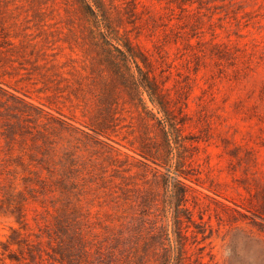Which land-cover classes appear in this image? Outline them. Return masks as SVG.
<instances>
[{
  "label": "rangeland",
  "instance_id": "obj_1",
  "mask_svg": "<svg viewBox=\"0 0 264 264\" xmlns=\"http://www.w3.org/2000/svg\"><path fill=\"white\" fill-rule=\"evenodd\" d=\"M0 264H264V0H0Z\"/></svg>",
  "mask_w": 264,
  "mask_h": 264
}]
</instances>
